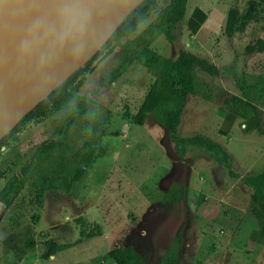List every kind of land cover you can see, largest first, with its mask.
Listing matches in <instances>:
<instances>
[{
  "label": "rangeland",
  "instance_id": "obj_1",
  "mask_svg": "<svg viewBox=\"0 0 264 264\" xmlns=\"http://www.w3.org/2000/svg\"><path fill=\"white\" fill-rule=\"evenodd\" d=\"M206 1L224 9L225 18L236 8L245 19L232 38L223 24L196 49L197 56L215 64L220 73L210 77L196 70L198 92L188 99L178 135L221 143L229 159L190 145L180 158L167 131L153 118L143 126L133 124L154 80L141 65L132 63L113 84L101 87L121 47L152 27L169 3L159 0L158 9L131 36L118 40L111 55L95 62L79 91L93 106L71 128L65 146L32 165L8 207L0 202V264H115L107 255L115 247H130L147 264H264V240L252 215L250 191L241 182L244 174L264 170V156L258 160L264 154V0H190L188 5L192 9ZM152 33L150 47L171 57L164 35L157 29ZM248 47L255 49L249 53ZM231 95L256 106L257 126L253 122L245 127L238 118L228 136L216 138L217 111ZM79 102L30 122L1 148L0 191L32 162L43 142L55 138L60 121ZM99 126L105 130L104 155L67 190L77 151ZM252 162L258 165L252 167ZM228 165L237 178L229 174ZM249 166L252 172L243 170ZM41 177L55 189L39 193L35 181ZM177 186L184 188L183 200L165 199ZM29 238L35 247L25 249ZM49 240L59 250L46 260L42 254Z\"/></svg>",
  "mask_w": 264,
  "mask_h": 264
},
{
  "label": "trees",
  "instance_id": "obj_2",
  "mask_svg": "<svg viewBox=\"0 0 264 264\" xmlns=\"http://www.w3.org/2000/svg\"><path fill=\"white\" fill-rule=\"evenodd\" d=\"M189 1L169 0V3L158 12L152 27L148 28L147 31L132 42H129L126 46L121 47L118 54V62L108 73L101 87L113 84L132 63L141 65L152 74L154 80L149 86L136 115L132 119L133 124L143 126L148 117L153 118L167 131L168 139L173 144L174 150L180 158L184 157L187 146L190 145L205 148L210 152L222 153L225 158L229 159V154L223 150V147L210 139L200 135L186 138L178 135V128L182 121V115L186 108L188 97L196 95L198 92L199 80L196 75V70L198 69L210 77H216L220 73V69L215 64L185 49L179 50L176 60L168 59L153 50L148 42V37L152 36L154 29L160 31L169 43L175 41L176 26L183 20ZM158 6L159 0H144L138 5L118 26L111 38L104 44L101 51L97 52L85 64L84 68H80L74 72L46 100L40 102L33 110L26 114L0 140L1 150L13 135L20 133L30 122L43 120L56 111L70 108L76 101L80 100L78 105L70 109V112L60 121L55 131V138L43 142L37 148L32 162L24 167L18 175L12 176L7 180L0 191V202L4 207H8L18 195L32 165L44 155L57 152L63 148L71 128L92 108L93 102L82 100L79 97V91L86 81V76L94 70L95 62L102 56L111 55L115 50V43L121 38L131 36L137 30L138 26L158 9ZM244 19L238 9L230 8L224 22V33L229 38L235 36ZM254 49L248 47L247 51L252 53ZM259 49L262 51L263 43H260ZM224 104L226 106L224 109L242 120L245 127H249L253 122L257 126L259 116L254 104L236 95H231L226 98ZM104 133L103 126L93 129V134L89 140L77 151V155L74 158L76 168L69 173L66 182L67 190L74 183L81 181L86 170L91 169L97 160L104 155V147L101 145ZM228 168L230 170L229 174L237 178L238 175L231 171L230 165H228ZM241 182L250 191L252 215L259 223V234L262 240H264V170L258 174L242 178ZM52 183L46 177H41L35 181V186L38 187L39 193H42L47 190H54L55 187ZM183 190V186L174 187L165 195V199L171 200L173 203L180 202L184 198ZM23 247L25 249L34 248V240L31 238L26 239ZM58 250V244L49 240L46 242L45 252L42 254V258L47 260L50 257H54L58 253ZM107 255L115 264H147L130 247L112 248Z\"/></svg>",
  "mask_w": 264,
  "mask_h": 264
},
{
  "label": "water",
  "instance_id": "obj_3",
  "mask_svg": "<svg viewBox=\"0 0 264 264\" xmlns=\"http://www.w3.org/2000/svg\"><path fill=\"white\" fill-rule=\"evenodd\" d=\"M144 0H82L85 52L61 41V9L69 0H0V140L111 38Z\"/></svg>",
  "mask_w": 264,
  "mask_h": 264
},
{
  "label": "crops",
  "instance_id": "obj_4",
  "mask_svg": "<svg viewBox=\"0 0 264 264\" xmlns=\"http://www.w3.org/2000/svg\"><path fill=\"white\" fill-rule=\"evenodd\" d=\"M209 4L211 3L207 1L205 3L200 2L199 6L194 5L192 9L191 6H187L183 20L176 26V39L175 41L171 42L169 46H167V48L171 50V57L166 58L176 60L178 58V52L180 49H185L194 55H198L196 53V49L203 47V45L207 44V42L214 35L219 33L225 21V11L224 9H220L217 5L214 6V4H212L210 6ZM210 7L212 8L210 9ZM217 115L219 117L220 123L217 126L218 128L216 138L228 136L229 132L233 129L234 124H236L238 117L225 109H219L217 111ZM230 155L233 156L232 154ZM263 156L264 154L261 153V155L258 157L260 162ZM253 164L254 165L251 164L252 167L258 165V162ZM251 166L245 167L243 170L246 172H252ZM250 175L252 174H244L241 177L244 178Z\"/></svg>",
  "mask_w": 264,
  "mask_h": 264
},
{
  "label": "clouds",
  "instance_id": "obj_5",
  "mask_svg": "<svg viewBox=\"0 0 264 264\" xmlns=\"http://www.w3.org/2000/svg\"><path fill=\"white\" fill-rule=\"evenodd\" d=\"M87 9L82 0H69L61 9V41L71 40L72 51L80 56L85 52L84 33L87 29Z\"/></svg>",
  "mask_w": 264,
  "mask_h": 264
}]
</instances>
